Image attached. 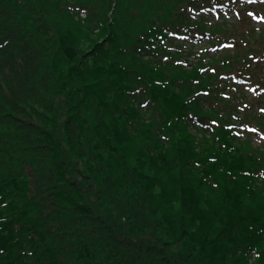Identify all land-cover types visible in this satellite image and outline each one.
<instances>
[{
	"label": "trees",
	"instance_id": "1",
	"mask_svg": "<svg viewBox=\"0 0 264 264\" xmlns=\"http://www.w3.org/2000/svg\"><path fill=\"white\" fill-rule=\"evenodd\" d=\"M223 1L0 0V264H264V153L165 49Z\"/></svg>",
	"mask_w": 264,
	"mask_h": 264
},
{
	"label": "rangeland",
	"instance_id": "2",
	"mask_svg": "<svg viewBox=\"0 0 264 264\" xmlns=\"http://www.w3.org/2000/svg\"><path fill=\"white\" fill-rule=\"evenodd\" d=\"M245 4H247V3H245ZM240 7H242V5H240ZM237 9V8H236ZM256 11V7H253V9L251 8L249 11H248V13H249V15L251 16L250 17V19L253 21V23H254V25H255V27H258V26H260V25H258L259 23V17H264L263 15H261V14H258L257 12H255ZM254 13H256V15H254ZM249 93V90L248 91H246V94H248ZM264 98V97H263ZM250 101H252V99H249ZM262 137V136H261ZM260 137H257V136H255V135H253V140H255L256 141V144H259V142H260V140H261V138L259 139Z\"/></svg>",
	"mask_w": 264,
	"mask_h": 264
},
{
	"label": "snow or ice",
	"instance_id": "3",
	"mask_svg": "<svg viewBox=\"0 0 264 264\" xmlns=\"http://www.w3.org/2000/svg\"><path fill=\"white\" fill-rule=\"evenodd\" d=\"M260 112H261V113H264V108H261V109H260Z\"/></svg>",
	"mask_w": 264,
	"mask_h": 264
}]
</instances>
